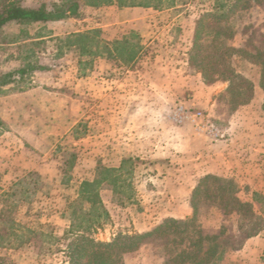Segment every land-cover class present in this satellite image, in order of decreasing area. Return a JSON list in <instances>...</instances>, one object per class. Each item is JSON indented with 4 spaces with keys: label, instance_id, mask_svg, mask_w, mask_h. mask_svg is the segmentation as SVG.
I'll return each mask as SVG.
<instances>
[{
    "label": "rangeland",
    "instance_id": "obj_1",
    "mask_svg": "<svg viewBox=\"0 0 264 264\" xmlns=\"http://www.w3.org/2000/svg\"><path fill=\"white\" fill-rule=\"evenodd\" d=\"M57 1L21 0L20 4L36 8ZM233 1L174 0L169 8L158 11L142 8L144 10L136 13L131 10L135 7L116 4L99 8L83 6L78 18L30 26L10 24L0 30V74L27 68L22 77H16L11 85L0 90V97L40 89L47 94L46 99L55 100L53 107L62 104L70 109L69 115L53 108L54 115L34 118L25 115L20 108L21 102L12 96L10 100L0 101V113L5 119L0 132L9 125L19 127L32 144L29 150L38 164V170L30 172L33 175L28 173L13 185L0 188V262L7 259L13 264H68L66 251L72 236L66 232L83 181L104 179L97 188L108 216L100 217V226L89 231H85L88 227L85 220L76 221L80 223L79 230L89 233L96 241L110 242L119 233H138L133 225V219L137 220L136 208L147 206L152 198L166 202L163 192L173 182V175L180 174L178 171L183 169L184 154L179 153L173 159L149 154L143 158L131 156L139 161L135 166L127 164L122 171L105 172L103 168H119L122 154L116 141V148H105L103 139L109 134L104 130V123L109 117L103 114V101L87 96L86 84L81 82L92 74H107L114 78L132 75L126 74V68L119 63L127 64L124 60L137 46L141 47L137 63L166 61L175 71L190 76L189 89L184 87L182 92L181 84L175 85L178 94L172 109L184 106L189 113H202L201 122L214 126L223 135L222 139L211 142L212 145L232 140L239 153L249 155L251 150L245 151V140L251 138L242 137L240 132L248 124L264 128V95L259 88L258 67L240 56L234 58L236 71L254 86L252 100L235 108L226 93L225 83H204L201 75L188 63L199 18L214 13L217 5L229 7ZM223 24L230 29L229 46L248 52L264 50V1H251L237 7ZM92 30L99 31L94 35L99 46L92 47V51L98 52L97 56L81 54L78 46L65 41L75 33ZM210 38L206 34L203 40L210 41ZM106 49L111 50V57ZM145 65L138 69L141 74L152 70ZM116 119L118 117H115V123ZM188 123L191 128L196 127L191 120ZM38 127L44 129L35 132ZM228 129L232 132L227 134ZM246 133L243 130V134ZM258 136L260 139L253 138V141L260 147L254 145L251 154L254 153L260 163L264 160V132H259ZM118 137V132L112 133L113 139ZM261 170L260 175L264 178L263 168ZM214 176L237 185V198L252 205L263 228L257 236L247 239L240 249L228 251L218 264H264V179L246 190L243 181L241 183L233 173ZM157 190L159 194H152ZM196 207V226L203 236L215 237L225 229L228 235L238 237L242 218L224 214L217 199L202 195L196 201ZM173 250L172 243L151 241L125 254L122 261L123 264H165Z\"/></svg>",
    "mask_w": 264,
    "mask_h": 264
},
{
    "label": "trees",
    "instance_id": "obj_2",
    "mask_svg": "<svg viewBox=\"0 0 264 264\" xmlns=\"http://www.w3.org/2000/svg\"><path fill=\"white\" fill-rule=\"evenodd\" d=\"M251 1L264 0H234L229 7L217 5L214 13L202 15L197 21L188 52V63L201 75L204 83L221 82L227 85L226 93L235 108L248 104L254 94L253 83L235 69L236 56L258 67L259 88L264 95V50L255 49L248 52L229 46L227 42L231 37L230 29L223 24L230 12ZM20 2L21 0H0V30L10 24L30 26L78 18L83 6L99 8L116 4L119 7L151 8L158 11L174 4V0H58L50 5L41 4L36 8H26ZM98 33V30L75 33L65 41L72 46H78L81 54L94 57L98 55V52L92 51L93 46H99V42L94 37ZM206 34L211 36L210 41L203 40ZM104 45L106 46L107 43ZM132 50L124 60L127 64L136 61L141 47L137 46ZM106 51L108 57H111V50L106 49ZM26 72L27 68L0 74V90L11 85L16 77L20 78ZM3 124L0 119V127ZM138 162L135 158H125L118 169H103L105 172L114 170L118 172L122 171L125 165L130 164L133 167ZM31 174L34 173L28 175ZM103 180L83 181L79 186V199L71 209L70 227L66 232V235L72 236L66 251L69 257L68 264H123L122 258L125 254L134 252L151 241H161L166 245L172 243L174 250L165 264H218L228 251L240 249L247 239L257 236L263 229L262 220L254 213L252 205L243 203L237 198L238 187L234 182L214 175H206L197 181L192 191L190 218L184 220L165 218L148 232L119 233L110 242L96 241L89 233H82L79 230L80 223L76 221L85 220L88 224L85 231H89L100 226V217L108 216L97 188ZM202 195L217 199L222 205L224 214H236L242 218L243 222L237 232L239 239L235 235H228L225 229L215 237H205L201 234L196 226V201ZM0 264L13 263L3 259Z\"/></svg>",
    "mask_w": 264,
    "mask_h": 264
},
{
    "label": "crops",
    "instance_id": "obj_3",
    "mask_svg": "<svg viewBox=\"0 0 264 264\" xmlns=\"http://www.w3.org/2000/svg\"><path fill=\"white\" fill-rule=\"evenodd\" d=\"M131 10L136 13L144 9L135 7ZM66 20H61V22ZM119 64L126 68V74L132 75L114 78L107 74L102 76L92 74L84 80L81 79V82L86 84L87 96L102 100L103 114L105 117H109L108 124L104 123V130L109 134L103 139L105 148L112 147L114 149L118 145L120 154H122L118 164H121L125 158H134L131 156L143 158L148 154L173 159L178 157L179 153H183V157L186 158L183 169L178 171L180 174L173 175V182L163 192L167 197L166 202L162 203L159 199L152 198L147 206L141 209L136 208L135 218L137 220L133 219L136 232H148L165 218L184 220L191 216L190 197L192 191L197 181L208 174L227 176L229 173H233L241 183L243 181L246 190L257 186V183L264 179L260 175L261 169L264 170V160L258 163L254 153L251 154L254 145L255 148L260 147L258 143L254 144L253 138L260 139L259 132H264V128L262 130L255 125L248 124L246 128H243L247 133L243 134V130L240 132L242 137L251 138L245 140V151L251 150L248 152L249 155L239 153V149L235 148L232 140L212 145L213 140L205 132L197 127L191 128L189 120L183 118L184 111L187 110L186 107L180 106L183 112L172 109L176 94H178L175 85L181 84L182 92H184V87L188 89L190 87V76L175 71L172 65L166 61H149L147 63L132 61L128 64L122 62ZM142 64H146L145 66L153 71L141 74L142 71H138V69L143 68ZM44 93L38 89L15 95L4 94L0 97V101L10 100L12 96L16 101L21 102L20 108L25 112V115L34 118L54 115L55 112L52 110L57 108L56 112L58 113L70 114V109L62 104L53 107V104L56 105L55 100L46 99L47 94ZM114 101H118L117 104ZM156 106H164L168 109L166 119L158 127L145 131L147 120L141 114ZM1 115L4 114L0 113V119L4 123L5 119ZM115 117H118L116 123L114 122ZM178 119L181 120L180 123L177 122ZM64 123L67 122L64 121ZM43 129L44 127H38L34 131L40 132ZM116 132L119 137L113 139L112 133ZM228 132H232V129H228L227 134ZM0 133V188H4L13 185L15 181L22 179L31 171L38 170V164L34 162L35 157L29 150L32 144L22 135L19 127L13 128L9 125L2 128ZM253 134H256V137ZM192 135L195 136L194 139H192ZM196 138L200 141L195 140ZM115 141L118 142L117 145H115ZM196 143L198 144L196 145ZM159 193V190L152 192L154 195ZM250 240L247 241L246 246Z\"/></svg>",
    "mask_w": 264,
    "mask_h": 264
},
{
    "label": "built area",
    "instance_id": "obj_4",
    "mask_svg": "<svg viewBox=\"0 0 264 264\" xmlns=\"http://www.w3.org/2000/svg\"><path fill=\"white\" fill-rule=\"evenodd\" d=\"M177 111L179 112H183V109L182 107H178L177 108ZM184 119H188V120H191L192 123L195 124V126L202 130L203 132L206 133V135H208L209 138H211V140L213 141H217L219 139H222L223 138V135L222 133L220 132V130H218L217 128H215L214 126H208L207 123H203V121L201 122L202 120V113H199V112H196V113H189L188 110H185L184 111ZM198 121V123H197ZM177 122H181L180 119H178Z\"/></svg>",
    "mask_w": 264,
    "mask_h": 264
},
{
    "label": "clouds",
    "instance_id": "obj_5",
    "mask_svg": "<svg viewBox=\"0 0 264 264\" xmlns=\"http://www.w3.org/2000/svg\"><path fill=\"white\" fill-rule=\"evenodd\" d=\"M167 113L168 109L164 106H156L142 113L141 115L147 120V127L145 131L158 127L162 124L166 119Z\"/></svg>",
    "mask_w": 264,
    "mask_h": 264
}]
</instances>
